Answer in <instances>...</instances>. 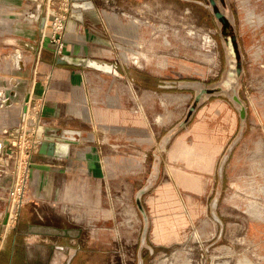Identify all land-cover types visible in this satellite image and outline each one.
Returning a JSON list of instances; mask_svg holds the SVG:
<instances>
[{
  "label": "rangeland",
  "instance_id": "1",
  "mask_svg": "<svg viewBox=\"0 0 264 264\" xmlns=\"http://www.w3.org/2000/svg\"><path fill=\"white\" fill-rule=\"evenodd\" d=\"M41 1L46 0H23L13 5L0 0V14L7 20V23H0V142L9 137L17 138L16 145L21 149L17 158L0 156V223L2 212L6 211L10 223L6 233L13 232L15 223L10 221V215L15 213L11 205V191L15 189L17 193L20 188L25 189V197L42 203L44 209L41 210L56 221L63 223L70 211L71 215L75 213L65 199H62V209V204L55 203L59 199L42 198L45 195L39 191L42 188L33 183L36 181L33 175L38 171V153L30 155L27 152L29 135L37 124L34 120L41 112L38 90L48 79V65L42 60L37 44L26 41V37L31 39L29 35L36 34V30L35 24L26 17L27 12L34 9L25 11L24 4ZM48 2L49 7L57 8L68 1ZM230 3L245 55V74L239 92L248 106L246 133L231 152L220 183L218 167L238 133L240 117L225 95L205 100L189 124L169 144L178 154L184 144H192L195 151L188 160L164 153L159 177L142 197L150 220L147 245L143 247L141 238L145 222L136 204V194L146 185L152 171L153 151L157 150L166 132L185 116L195 96L193 90L166 86L181 80H199L206 84L218 82L224 76L227 63L216 19L205 6L209 0H109L98 6L102 20L96 29L108 36V46L96 45L99 50L107 48L111 52L93 55L91 59L128 68L125 72L136 80L138 106L146 119L159 114L168 117L166 110L173 116L171 120L165 117L160 127L147 121L150 125L146 129L154 130L156 139L145 149L127 139L126 134L110 135L111 130L102 126L95 142L103 147L104 172L101 177H91L87 171L81 176L78 171L63 170L64 180H77L74 189L78 194L84 196L87 191L91 195L90 208L84 207V200L76 207L78 218L86 214L82 221L86 225L82 240L86 249L80 253L78 264H138L140 254L143 264H264V0H230ZM246 8L252 20L244 27L241 22ZM4 18L0 17V20ZM87 30L86 36L97 34ZM42 34L39 35L42 37ZM45 39L53 47L48 36ZM86 43L91 44L90 41ZM251 48L260 50L258 58H252ZM17 49L21 50L25 66L22 69L13 67L12 57L18 54ZM127 52L139 55L137 64L122 60L121 56L123 59L130 57ZM127 60L134 61L133 58ZM87 70L93 71L91 81L97 85L116 81L114 77H118L112 71L93 65ZM57 78L53 77V80ZM87 85L84 89L89 106H92ZM29 90L35 99L28 104L30 114L25 117L23 103ZM128 91H124L125 108L131 111ZM165 94L171 95L170 99L185 100L180 105L165 107L160 104ZM209 102L218 104L215 103V109L208 115L204 116L205 110L199 114H203L200 118L207 129H202L194 138L188 129ZM76 122L87 131L91 126L98 129L101 123L79 119ZM145 127L141 131H146ZM132 149L146 152L140 170L116 169V166H123L116 159L135 154ZM19 157L30 159L25 172L17 168ZM125 165L126 168L131 166L130 163ZM50 172L46 175L47 181L59 177V169L56 174ZM217 195L220 196L217 212L223 220V228L212 216V202ZM14 203L16 208L17 200ZM4 228L0 231V240Z\"/></svg>",
  "mask_w": 264,
  "mask_h": 264
},
{
  "label": "crops",
  "instance_id": "2",
  "mask_svg": "<svg viewBox=\"0 0 264 264\" xmlns=\"http://www.w3.org/2000/svg\"><path fill=\"white\" fill-rule=\"evenodd\" d=\"M19 1L21 2L23 0ZM19 1L5 0L9 5H13L14 2L19 4ZM92 1L95 6L93 9L91 8L84 11V22H79L73 18L69 20L66 31L65 48L61 53L87 57L90 64L86 66H74L57 64L52 61L49 52L56 53L55 45L51 43L53 47L50 46L49 41L42 39L41 35H39L44 29L41 26V21L30 22L32 25L35 24L36 34L29 35L31 39L26 37V41L30 40L37 44V49L39 50L42 60L48 65V67H46L48 79L39 86L38 90L37 100L40 102L41 112L39 111L34 122H41L44 126V131H46L48 135H62L68 140L79 141L77 144L70 143V158H64L60 155L50 156L41 153L39 150L36 160L38 171L33 175L34 180H36L33 181V183L39 185V188H42V190H39L42 194H45L42 195V198L50 201L59 199L60 201H56L55 203L58 202L62 204V209L64 208V201L62 199H65L70 203V207H72V209L74 208L75 213L71 215L70 211L67 220L61 223L56 221L54 219L55 217H49V214L42 211L44 209L42 208V203L24 197L23 205L17 210L18 215L12 227V233H9V231L6 233L7 227L4 228L6 225L4 224V219L7 213L6 211L2 212L0 231L3 228L4 230L2 233L3 239L0 240V264H66L71 255L74 256L71 264H78L80 253L82 250L86 249L82 241L84 238L83 231L86 228V225H84L85 223L82 221L86 218V214L83 213V215L81 214V217L78 218L76 215L78 214L76 207L78 203L84 200V207L90 208L91 195L87 191H85L84 196L78 194L77 190L74 189L77 185L75 184L77 180L73 179L74 182L64 180L62 178L63 170H67V172L78 171L81 176L84 171H87L91 177L103 176L104 160H102L101 157L103 147L100 148L95 144L98 130H100L102 126H106L111 130L110 135L121 134L124 136L126 134L127 139L134 140L139 148L143 147L145 149L153 144L156 139L154 130L149 132V129H146L150 125L148 122H152L153 125L160 127L166 117V114H159L153 119H146V116L141 115L140 108L137 107L139 105V99L134 97V90L131 89L126 81V78L129 77L125 72L128 69L127 67H120L117 63L111 65L108 62H99L91 59L93 55L103 56V54L106 55L111 52V50L107 48H104L103 51L102 49L99 50V48H97L98 44L96 45V43L108 44V36L104 34L102 30H97L96 28L99 27L102 20L101 15L99 16L98 6L109 0ZM36 3L37 2L32 5L30 3H25V11H28L32 7L34 9ZM10 9H12V7H10ZM245 12H248V8L245 9ZM32 14H35V16L33 17ZM38 15L39 12L34 9L28 11L26 17L29 19L34 18L35 20ZM0 17L4 18L1 14ZM242 17L241 25H244V27L245 25L248 26L247 15L244 13ZM110 20L114 21L113 18H110ZM1 22L7 23L6 18H4V20L1 19L0 23ZM87 29L97 34L90 33V35L86 36L84 32ZM246 32L245 28L243 33L244 38H246ZM240 36L242 37V32H240ZM89 41L91 44L87 45L86 42ZM127 53L130 57L123 59V56H121L122 60L136 64L127 59H130L131 56L139 57V55L132 52ZM93 61L109 65L110 69L104 70L109 72L112 71L114 75H117L118 77H114L116 81H107L105 84L99 82L100 85H97L96 82H92L93 71L87 70V67L93 65ZM95 67L102 69L98 66ZM160 71L162 72V70ZM53 77L58 78L53 80ZM133 79L135 80V78ZM86 84H88L87 87L91 91L92 106H89V98L84 89ZM26 89L28 90V88ZM126 89L127 91L128 89L130 90V92H128L131 97L130 101L132 102L131 108L135 111H130L125 108L127 103L125 101L124 91ZM170 98L171 95L165 94L160 104L165 107H170L172 105L177 106L182 104L185 100L178 97L175 99ZM34 99L35 97L32 95V92H30V90L26 91L23 103V115L25 117L30 114V110L29 114L27 113L28 111L26 112V110H28L27 106L28 104L31 105ZM215 103L218 104L217 102L207 103L197 115L199 116L203 110H205L204 116L208 115L210 111L215 109ZM166 111L168 113V117L166 118L171 120L173 113L168 112V110ZM72 116L76 119H73ZM198 116H196L194 122L188 129L194 138H196V134H199L202 129H207L206 123L200 118L203 114ZM78 119L86 122L95 120L101 123L98 124V129L91 126L90 130L87 131L82 129L80 124L76 122ZM105 122L107 124H105ZM143 126H146L143 128L146 129V131H141ZM52 128H55V134L51 131ZM205 143L211 144L210 142ZM58 150L60 152L64 151L62 147H59ZM135 151V154H132L126 159L124 156L116 159L120 160L123 164L122 167L116 166V169L140 170L146 152L139 149H132V152ZM193 151L195 150L192 144H184L181 153L179 152L178 154L175 150L172 151V148L169 146L167 154L169 156L174 155L177 158L182 157V159L188 160L190 158L189 155ZM199 151L203 153L202 149ZM111 159L112 158L109 157L108 160L111 161ZM125 163H130L131 166L126 168ZM58 169L59 177L52 178V181H47V173L52 170L51 172L56 174ZM48 208H50V206H48ZM84 210L85 212L87 211L86 209ZM38 213H40V215H38ZM83 263L87 264L86 262Z\"/></svg>",
  "mask_w": 264,
  "mask_h": 264
},
{
  "label": "water",
  "instance_id": "3",
  "mask_svg": "<svg viewBox=\"0 0 264 264\" xmlns=\"http://www.w3.org/2000/svg\"><path fill=\"white\" fill-rule=\"evenodd\" d=\"M94 6L95 5L92 0H76L73 2V8L70 16L71 18L79 22H84V11L94 8ZM205 6L209 10H211L219 27V34L224 48L227 68L223 78L215 83L206 84L205 82L199 80H181L176 81L175 83L168 84L166 86L170 88L177 87L181 89L193 90L195 92V96L185 116L171 129H169L160 140L157 150L153 152L155 162L153 164V168L149 175L147 183L136 194V204L139 207L145 222L141 238L142 247L147 245V235L150 227V220L147 215L146 209L143 206L142 197L158 179L162 155L168 151L170 142L181 130H183L184 127L189 124L194 114L199 109V107L203 105L205 100L212 96L225 95L233 103L240 117V126L238 129V133L229 144L228 149L223 155L218 167L220 183L223 181L225 164L229 159L231 152L246 133L248 121V106L246 101L240 96L239 92V88L243 82V77L245 74V55L239 38L236 17L234 15L230 0H209V4H206ZM34 9L37 10L40 14L43 11L42 1L37 2ZM39 19L40 15L36 17L35 20L34 18H28L30 22L38 21ZM40 21L41 26L45 27L46 18L41 17ZM49 53L51 55L50 59L57 64L74 66H86L89 64V59L87 57L67 54L58 55L56 53L54 54L53 52ZM54 129L55 128H52L51 131H53L55 134L56 131ZM38 138L42 139L40 147L41 153L48 154L50 156L60 155L64 158H70V143H79V141L77 140H68L62 135H48L46 131H44V135L43 132H38ZM5 145L9 147L10 143L8 140L5 141ZM59 147H62L64 151L60 152L58 150ZM219 198V195L215 196L212 202V216L223 228V220L217 212ZM8 217L9 216L7 214L4 219V224L8 223ZM73 258V255L69 256L66 264H71ZM138 264H143V258L141 254L139 255Z\"/></svg>",
  "mask_w": 264,
  "mask_h": 264
},
{
  "label": "built area",
  "instance_id": "4",
  "mask_svg": "<svg viewBox=\"0 0 264 264\" xmlns=\"http://www.w3.org/2000/svg\"><path fill=\"white\" fill-rule=\"evenodd\" d=\"M49 0H46L45 2L42 1L43 3V11L39 14L40 15V19L38 21L41 20V17H45L46 18V24L45 27H43L45 30L49 31L45 32L43 29V34H42V39H45L47 36L50 40V42L52 44L55 45V50L57 54H61L65 48V39H66V31H67V25L69 20L71 19V12H72V8H73V2L76 0H67L68 2H66L63 5H60L57 8H52L54 9V11L52 13L49 12ZM38 15V16H39ZM37 16V17H38ZM127 84L131 87V89L134 90V95L136 98L139 99V95L137 89H136V82L134 79L132 78H126ZM138 108L141 109V106H138ZM36 123V122H35ZM43 127V130L41 129ZM43 132L44 135V126L41 124V122H38L36 124V126L34 127L33 130H31V133L29 135V147L27 148V152L30 155H33L34 153H39L40 147H41V142L42 139L38 138V132ZM9 141L10 145L9 147H7L5 144V141ZM17 138H11L9 137L6 140H3V142H0V156L1 158H11V157H18V155H21V149H18L16 143H17ZM4 143V144H3ZM22 158V157H21ZM20 157L17 160V168L19 170H23V172H25L26 169H28L29 164H30V159L28 161V159H21ZM27 178V177H26ZM21 188L19 190V192L17 193L16 189L15 191L12 190L11 191V195L14 198L15 196H18L20 194ZM23 193H25V189L23 190ZM24 200H21L20 202L17 201V205L15 210L16 213V217H15V221L17 219V210L21 208V206L23 205ZM7 213V212H6ZM7 215V214H6Z\"/></svg>",
  "mask_w": 264,
  "mask_h": 264
},
{
  "label": "bare ground",
  "instance_id": "5",
  "mask_svg": "<svg viewBox=\"0 0 264 264\" xmlns=\"http://www.w3.org/2000/svg\"><path fill=\"white\" fill-rule=\"evenodd\" d=\"M93 9V8H92ZM54 11V9H52L51 7L49 8V12L50 13H52ZM245 14L247 15V23L249 22V21H251L252 19V16H250V13H249V11L248 12H245ZM32 16L34 17L35 16V14H32ZM248 24H250V23H248ZM251 50H253V52L251 53V56H252V58H258L259 56H260V50L258 49V48H254V49H252L251 48ZM17 52H18V54H16V56L15 57H12V60H13V66L14 67H17V68H23L24 67V63L22 62L23 60H22V56H21V54H20V50H17ZM131 58H133L134 59V61L133 62H135L136 64L138 63V56H134V57H132L131 56ZM89 64H90V61H89ZM92 64L93 65H95V66H98L99 68H102V69H110V66L109 65H107V64H102V63H98V62H95V61H93L92 62ZM28 103V102H27ZM41 108V107H40ZM27 109L28 110H26V112L29 114V107L27 106ZM42 130H43V127L41 128ZM6 139H8V138H6ZM1 142H3V140L1 141ZM24 197H25V193H23V190H21L20 191V194L18 195V196H15L14 198H13V201H12V206H14V209H15V203H14V200H17V201H21V200H24ZM11 217H10V221L11 222H13V221H15V217H16V213H12L11 215H10ZM11 218H14V220H12ZM8 224H10L9 222L5 225V228L8 226Z\"/></svg>",
  "mask_w": 264,
  "mask_h": 264
}]
</instances>
